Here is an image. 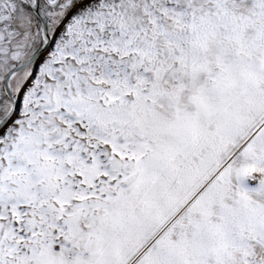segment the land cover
Here are the masks:
<instances>
[{"label": "snow or ice", "instance_id": "snow-or-ice-1", "mask_svg": "<svg viewBox=\"0 0 264 264\" xmlns=\"http://www.w3.org/2000/svg\"><path fill=\"white\" fill-rule=\"evenodd\" d=\"M0 264H264V0H0Z\"/></svg>", "mask_w": 264, "mask_h": 264}]
</instances>
